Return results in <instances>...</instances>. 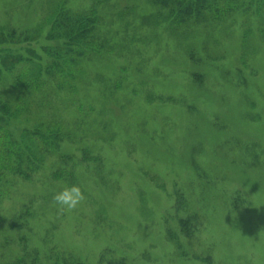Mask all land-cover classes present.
<instances>
[{"label": "rangeland", "instance_id": "obj_1", "mask_svg": "<svg viewBox=\"0 0 264 264\" xmlns=\"http://www.w3.org/2000/svg\"><path fill=\"white\" fill-rule=\"evenodd\" d=\"M59 4L74 11L94 5L0 0V31L15 32V43L0 46V59L6 53L5 64L21 60L3 74L5 96L15 94L13 76L45 67L49 52L62 45L48 38ZM258 5L235 7L186 38L172 36L147 0L97 7L113 54L82 61L84 84L75 93L56 91L63 80L44 75V87L25 94L29 120L46 93L52 104L43 118L55 116L76 134L62 153L74 158L75 185L85 199L71 210L54 204L53 193L67 185L51 178L56 157L30 181L12 178L0 200V264L20 256L19 238L42 257L57 247L86 264L102 258L264 264V6ZM81 149L91 158L83 160ZM23 206L32 214L29 226L10 230Z\"/></svg>", "mask_w": 264, "mask_h": 264}, {"label": "trees", "instance_id": "obj_2", "mask_svg": "<svg viewBox=\"0 0 264 264\" xmlns=\"http://www.w3.org/2000/svg\"><path fill=\"white\" fill-rule=\"evenodd\" d=\"M106 1L93 0V7L83 11H74L64 8V5L63 7L57 5L48 38L62 41V45L49 52L52 61L45 67L30 65L33 69L29 71V76L22 73L12 77L14 96L4 95L3 74L13 72L15 65L21 60L14 57L5 64L3 61L7 57L6 53L0 59V200L8 196L12 178L30 181L54 157L57 158L58 168L51 173V178L63 181L67 185L76 184L77 180L73 173L74 158L72 155L62 153L63 145L73 144L77 138L76 134L72 129L69 130V126L67 128L64 123L56 120L55 116L43 118V111L49 109L52 104V99H46V93L36 107L38 115L29 120L27 118L29 104L25 94L40 91L45 84L43 77L41 78L44 75L46 78L60 76L63 81L56 83V91L65 89L67 92L75 93L78 86L84 82L85 67L81 65L82 61L99 60L113 54L114 49L102 31V19L97 10V7ZM147 2L157 9L156 20L164 23L172 36L181 35L186 38L191 29L209 20L219 21L233 8H246L254 0H147ZM256 2L259 7L264 6V0ZM14 37L15 32L12 30L0 31V46L15 43ZM80 152L83 160L91 158L88 149H81ZM2 187L5 188L4 191ZM31 217L29 206H23L20 215L12 220L9 229L26 231ZM18 242L22 243L21 254L11 264H86L80 258L57 247L48 248L42 257L36 249L28 247L27 239L19 238ZM100 261V264H128L124 259L102 258Z\"/></svg>", "mask_w": 264, "mask_h": 264}, {"label": "clouds", "instance_id": "obj_3", "mask_svg": "<svg viewBox=\"0 0 264 264\" xmlns=\"http://www.w3.org/2000/svg\"><path fill=\"white\" fill-rule=\"evenodd\" d=\"M85 199L83 191L78 185H65L52 195V201L60 209H75Z\"/></svg>", "mask_w": 264, "mask_h": 264}]
</instances>
